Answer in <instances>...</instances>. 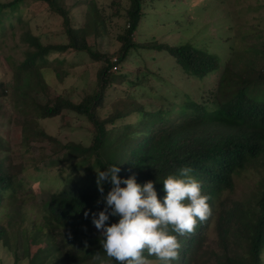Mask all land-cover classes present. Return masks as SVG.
Masks as SVG:
<instances>
[{
	"label": "trees",
	"instance_id": "trees-1",
	"mask_svg": "<svg viewBox=\"0 0 264 264\" xmlns=\"http://www.w3.org/2000/svg\"><path fill=\"white\" fill-rule=\"evenodd\" d=\"M24 1L0 3L1 40L8 36L7 29L9 36H13L10 13L16 12ZM33 1L43 3L49 12L62 19L67 43L41 45L28 31L20 34L19 41L26 47L18 68L25 75L36 74L27 77L29 80L37 78L42 92L22 95L27 105L15 102L14 108L22 118L20 127L24 134L31 129L33 137H41L39 144L51 140L27 118L25 112L29 107L39 120H52L62 116L63 112L85 118L92 133L87 147L67 143L62 146L61 155L49 157L44 167L33 166L36 180L45 182L48 177L53 181L62 178L63 185L57 191L44 192L37 206L40 220L33 230L50 241L30 256L27 240L21 241L25 231L18 233L20 240L15 241L14 234L17 219L23 216L20 213L22 200L15 198L16 189L21 188L22 180H27L28 176L21 167L13 168L7 157H0V214L5 216L8 228L0 225V249L14 264L19 257L26 259L27 264H117L103 252L100 233L91 222V213L99 212L105 206L96 203L101 198L96 172L119 166L118 175L122 179L135 174L141 185L154 182L158 199L162 201L165 196L163 181L168 175L179 176V169L187 166L193 169L192 176L202 184V194L210 198L211 215L198 223L193 233L177 237L181 244L180 257L172 264H260L264 250V45L250 50L253 60L244 62L246 76L239 79L232 91L230 75L233 74L228 70L219 72L217 59L212 54L187 44L170 47L155 44L152 39L142 44L133 41L144 0H128L124 27L115 38L119 47L111 55L100 54L87 45L86 38L95 32L97 25L102 26L93 1L87 3V16L94 19L85 30L69 26L68 10L59 6L60 0ZM110 9L113 15L119 16L120 8L115 2L110 3ZM15 21L19 22V18ZM67 49L84 53L94 62L101 61L95 89L77 103L61 96L41 101L45 91L39 70L47 63L49 55L61 54ZM135 51L149 52L152 58L159 53L169 55L173 65L182 72L184 81H196L194 84L200 86L185 97L183 93L181 99L167 100L164 98L168 97L161 95L156 105L151 97H147L146 104L137 102L129 97L126 88L117 93L121 97L115 99L113 105H108L107 92L116 87L112 83V67L117 71L119 64ZM155 70L161 80L158 69ZM249 73L254 76L250 78ZM147 75L140 76V84L147 83ZM210 75H215V80L208 85ZM3 87L0 82V97L7 93ZM225 93L230 97L224 98ZM106 104L111 112L100 117L99 112ZM250 169L258 176L250 201L246 203L229 197L234 191L235 179ZM49 172L53 175L48 176ZM103 187L104 195H107L111 185L105 182ZM85 212H89L87 219ZM116 222L117 217H110L108 223ZM149 259L155 261V257Z\"/></svg>",
	"mask_w": 264,
	"mask_h": 264
},
{
	"label": "rangeland",
	"instance_id": "rangeland-1",
	"mask_svg": "<svg viewBox=\"0 0 264 264\" xmlns=\"http://www.w3.org/2000/svg\"><path fill=\"white\" fill-rule=\"evenodd\" d=\"M10 1L12 0H0V3ZM89 1L60 0L59 6L68 10L67 17L71 28L85 30L89 29L85 28L88 23L92 25L93 16H87ZM91 1L102 19V26L97 25L95 34L86 38L87 45L100 54L111 55L119 47L115 38L124 27V11L128 0ZM112 1L120 8L119 16L112 14ZM141 7L142 16L134 32L133 41L142 44L152 39L155 44L170 47L187 44L196 50L212 54V57L217 59L219 72L228 70L233 74L230 75L232 91L237 87L239 79L246 76L244 62L246 59L253 60V55H249L250 50L260 49L261 45H264V0H144ZM10 16L14 28L13 36H9L10 31L7 29L8 36L0 39V82H3V89L7 92L5 96L0 97V157H7L13 168L21 167L28 176L27 180H22L21 188L16 189L18 193L15 198L22 200L20 213L23 216L17 219L18 227L14 228V234L15 241L20 240L18 233L25 231L21 241L27 240L26 248L30 256L50 241L33 230L40 220L37 206L44 192L57 191L63 185L62 178L53 181L48 177L45 182L36 180L37 174L32 168L44 167L49 157L60 156L62 146L67 143L87 147L92 128L85 118L66 112L52 120H39L27 107V118L40 130H44L51 140L46 139V144L44 141L39 144L41 137H33L31 129H28L26 134L23 133L20 127L22 118L16 107L14 108L15 102L27 105L24 102L26 98L22 100V95L42 92L39 90L38 79L29 80L27 77L36 74L25 75L18 68L24 59L23 51L26 47L19 41V36L28 31L30 35L37 37L41 45L50 46L65 45L67 39L62 19L49 12L43 3L26 0L19 5L16 12H11ZM16 17L19 22L15 21ZM151 56L146 51L132 52L119 64L117 71L111 70L114 75L112 83L116 87L107 92L108 105H113L115 99L121 97L117 93L126 88L129 90V97L135 98L137 102L146 104L149 101L147 97H151L152 103L156 105L159 101L157 98L161 95L168 97L164 98L167 100H172L173 97L181 99L183 93L185 97L200 86L194 84L196 81H184L182 72L173 65L174 61L169 55L159 53L154 58ZM100 65L101 61L94 62L86 54L70 49L61 54L49 55L47 63L39 70L45 91V98L40 100H52L61 96L73 103L79 102L84 95L95 89L96 72ZM155 68L158 69L161 80L155 75ZM235 73L237 75H234ZM142 74H148L147 83L140 84ZM253 76V73H249L250 78ZM214 80L215 75H210L207 79L208 85ZM229 93H225L224 98L230 97ZM108 105L99 112L100 117H105L111 112ZM29 125L33 126L31 122ZM49 174L50 172L48 176ZM257 178V174L251 169L244 171L235 179L234 191L229 197L246 203L250 201ZM0 225L8 230L3 214H0ZM0 262L14 264L12 258L2 249ZM15 264H27V260L19 257ZM260 264H264V250L260 255Z\"/></svg>",
	"mask_w": 264,
	"mask_h": 264
},
{
	"label": "clouds",
	"instance_id": "clouds-1",
	"mask_svg": "<svg viewBox=\"0 0 264 264\" xmlns=\"http://www.w3.org/2000/svg\"><path fill=\"white\" fill-rule=\"evenodd\" d=\"M120 171L119 166H110L96 172L101 194L96 203L105 206L91 213V222L100 233L103 252L117 264H172L179 260L181 244L177 237L193 233L197 224L211 215L210 198L202 194V184L192 176L193 169L186 166L179 169V176H167L162 201L154 182L141 185L135 174L122 179ZM105 182L111 185L107 195ZM88 216L85 212V219ZM110 217H117L118 222L109 225Z\"/></svg>",
	"mask_w": 264,
	"mask_h": 264
},
{
	"label": "built area",
	"instance_id": "built-area-1",
	"mask_svg": "<svg viewBox=\"0 0 264 264\" xmlns=\"http://www.w3.org/2000/svg\"><path fill=\"white\" fill-rule=\"evenodd\" d=\"M112 71H115V67H112Z\"/></svg>",
	"mask_w": 264,
	"mask_h": 264
}]
</instances>
